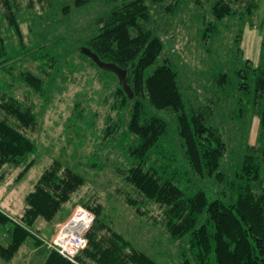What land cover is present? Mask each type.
Masks as SVG:
<instances>
[{"label": "trees", "instance_id": "obj_1", "mask_svg": "<svg viewBox=\"0 0 264 264\" xmlns=\"http://www.w3.org/2000/svg\"><path fill=\"white\" fill-rule=\"evenodd\" d=\"M1 1L6 7L2 16L24 43L16 14L19 0ZM72 1L74 6L81 7L94 0ZM259 4L260 0H215L212 5L218 20L229 16L241 19L242 27L234 39L241 61L235 71L244 78L237 87L241 91L238 102L243 107L241 113L249 109L259 117L257 143L247 146L243 165L233 177L221 170L228 145L220 129L207 122L206 108L211 109L210 104L188 108L180 74L167 60L146 74L164 51L162 37L148 26L151 8L146 0H122L111 12L97 19L94 34L84 44L101 60L128 71L127 81L134 97L130 98L121 85L115 91L121 105L131 106L128 130L137 141L129 148V166L124 170V179L133 190L126 192L124 199L174 239H186L180 264H264V55L254 63L244 59L240 46L243 26ZM166 8L173 10L174 5L168 4ZM79 50L85 61L97 66ZM7 52L5 37L0 34V64L7 61L4 58ZM38 59L42 60L40 71L46 76L25 70L19 78L33 93L44 97L50 90L51 80L55 79L47 71L58 68L60 62L49 51ZM216 81L226 92L232 85V73L222 72ZM145 100L158 110H171L176 115L177 134L189 172L194 176L192 181L213 180L221 186L212 198L202 187L189 194L181 187L183 175L177 167L160 162L161 156L153 157L156 153L162 154V149L157 150L169 135V123L159 115L146 116ZM0 106L8 114L7 118H0V172L6 165L21 167L17 176L21 180L36 162L37 144L24 129L37 124L38 114L33 105H25L13 95ZM9 117L15 119L14 123ZM84 184V177L73 168L60 160L53 161L26 195L25 209L18 219L0 209V232L5 235L0 240V258L11 261L29 238L42 245L43 241L33 230L38 219L53 221ZM79 202L96 215L87 233V247L77 256V263L50 249L43 264H160L115 229L102 203L84 199ZM157 210L160 216L154 215Z\"/></svg>", "mask_w": 264, "mask_h": 264}, {"label": "rangeland", "instance_id": "obj_2", "mask_svg": "<svg viewBox=\"0 0 264 264\" xmlns=\"http://www.w3.org/2000/svg\"><path fill=\"white\" fill-rule=\"evenodd\" d=\"M214 1L154 3L146 0L151 8L148 26L164 41L163 53L146 74L167 60L180 74L188 108L210 104L211 109L206 108L207 122L220 129L228 145L221 170L233 177L243 165L247 146L257 143L259 117L249 109L241 113L243 107L238 102L241 91L237 87L244 78L235 71L241 61L234 39L242 27L241 19L236 16L216 19L212 12ZM19 2L16 14L24 43L2 16L6 7L0 0V34L5 37L8 48L4 56L7 61L0 64V103L13 95L25 105H33L38 114L37 124L24 130L37 144L36 162L21 180H17L21 167L6 165L2 169L0 209L18 219L24 212L26 195L55 160L81 174L85 184L53 221L38 219L33 230L43 241L42 245L29 238L11 261L0 258V264H43L52 249L49 243L74 209L82 205L80 199L102 203L115 229L160 264H180L186 239H174L124 199L126 192L133 190L124 179V170L129 166V148L137 141L128 130L131 106L121 105L115 94L119 77L80 55L79 49L94 34L97 19L111 12L122 0H94L81 7L74 6L72 0H51V4L48 0ZM168 4L174 5V9L168 10ZM65 5H69L67 9ZM46 51L58 56L60 63L58 68L48 69L47 74L55 79L42 97L33 93L19 74L30 70L45 77V72L40 71L42 60L38 58ZM222 72L232 73V85L226 92L216 81ZM145 102L146 116L159 115L169 123V135L157 150L162 149V154L156 153L153 157L161 156L160 162L177 167L183 175L181 187L189 194L202 187L212 198L221 186L213 180L192 181L194 176L189 172L177 134L176 115ZM7 115L0 106V118ZM9 120L15 121L12 117ZM68 209L71 211L64 217ZM154 215L160 216L159 210ZM4 237L0 232V240Z\"/></svg>", "mask_w": 264, "mask_h": 264}, {"label": "built area", "instance_id": "obj_3", "mask_svg": "<svg viewBox=\"0 0 264 264\" xmlns=\"http://www.w3.org/2000/svg\"><path fill=\"white\" fill-rule=\"evenodd\" d=\"M96 219L95 213L78 205L66 220L57 236L49 243L63 257L77 263V256L87 247V233Z\"/></svg>", "mask_w": 264, "mask_h": 264}, {"label": "crops", "instance_id": "obj_4", "mask_svg": "<svg viewBox=\"0 0 264 264\" xmlns=\"http://www.w3.org/2000/svg\"><path fill=\"white\" fill-rule=\"evenodd\" d=\"M240 46L244 59H250L254 63H258L264 55V0H260L252 17L243 26Z\"/></svg>", "mask_w": 264, "mask_h": 264}, {"label": "water", "instance_id": "obj_5", "mask_svg": "<svg viewBox=\"0 0 264 264\" xmlns=\"http://www.w3.org/2000/svg\"><path fill=\"white\" fill-rule=\"evenodd\" d=\"M82 51L87 56H89L97 64V66L99 68H101L105 71H110V72L116 73L117 76L119 77L121 87L129 95L130 98L134 97V92L131 89V86L129 85V83L127 81V74H128L127 69L121 68L120 66H118L115 63L105 62V61L101 60L99 55L97 53L93 52L92 49L89 47L84 46L82 48Z\"/></svg>", "mask_w": 264, "mask_h": 264}]
</instances>
